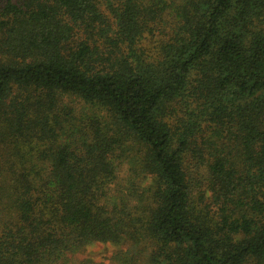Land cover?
<instances>
[{
    "label": "trees",
    "instance_id": "1",
    "mask_svg": "<svg viewBox=\"0 0 264 264\" xmlns=\"http://www.w3.org/2000/svg\"><path fill=\"white\" fill-rule=\"evenodd\" d=\"M0 264H264V0H0Z\"/></svg>",
    "mask_w": 264,
    "mask_h": 264
},
{
    "label": "rangeland",
    "instance_id": "2",
    "mask_svg": "<svg viewBox=\"0 0 264 264\" xmlns=\"http://www.w3.org/2000/svg\"><path fill=\"white\" fill-rule=\"evenodd\" d=\"M103 247H100L98 249H94L92 251V254L96 256L97 258L100 256L102 259H108L111 256V250H107ZM100 259V258H99Z\"/></svg>",
    "mask_w": 264,
    "mask_h": 264
}]
</instances>
